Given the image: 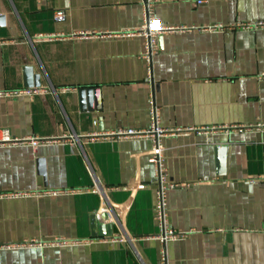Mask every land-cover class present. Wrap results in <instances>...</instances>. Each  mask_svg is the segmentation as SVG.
Segmentation results:
<instances>
[{"label": "crops", "instance_id": "0c3cea01", "mask_svg": "<svg viewBox=\"0 0 264 264\" xmlns=\"http://www.w3.org/2000/svg\"><path fill=\"white\" fill-rule=\"evenodd\" d=\"M153 8L173 29L147 75L140 0H0V91L36 90L0 95V127L44 140L0 146V264H264V0ZM150 99L184 234L164 242L152 138L120 133L149 129Z\"/></svg>", "mask_w": 264, "mask_h": 264}, {"label": "built area", "instance_id": "2783aa9c", "mask_svg": "<svg viewBox=\"0 0 264 264\" xmlns=\"http://www.w3.org/2000/svg\"><path fill=\"white\" fill-rule=\"evenodd\" d=\"M198 2H201L202 0H197ZM141 6L143 8L144 17L142 26L140 27L138 34L142 35L145 38V52L143 55V59L146 61V72L147 75H150V62H151V55L158 50V42L157 38L158 36L163 33L164 30H170L173 29L171 26H166L165 24H162L161 21L155 16V10L153 8L154 6V0H140ZM65 18V12L63 10H58L55 12L54 20L57 22H60ZM264 76V75H263ZM34 93L36 92L35 89H28L24 91H0V95H6L10 96L11 94H18V93ZM149 111H150V123H149V129L145 131L141 130H124L120 131L121 135L124 136H151L152 138V147L149 150L147 162L151 163L154 166L155 169V190H154V196H155V204H154V213L155 218L157 221V226L159 233L157 237L160 241L164 242L168 240L169 238H183L184 234L181 232H178L176 230H173L168 225L167 220V193L170 189L174 188L176 184L172 182L168 178V174L166 173L165 169V162L163 157L164 148L161 145V138L165 135V131L158 127V121L160 118V110L159 108L153 103L152 99L149 100ZM39 142H44L43 139L36 138L34 136L29 137H17L11 132H9L8 128L0 127V146H9L12 144H22L27 143L35 147ZM255 182V179L251 180V183ZM93 192H102L100 187L95 186L92 189ZM104 214L106 213L110 215L111 213L109 210H103ZM114 220V219H113ZM68 242L67 240H64L62 238L56 239L54 241H50L49 244H66ZM32 243H39L38 240L32 239ZM163 258L161 256V262Z\"/></svg>", "mask_w": 264, "mask_h": 264}, {"label": "water", "instance_id": "95a60500", "mask_svg": "<svg viewBox=\"0 0 264 264\" xmlns=\"http://www.w3.org/2000/svg\"><path fill=\"white\" fill-rule=\"evenodd\" d=\"M85 93L90 99V93L93 92V95L95 97V101L97 104L98 100V95H97V90L91 91L89 89L85 90L82 89L81 93ZM90 234L92 237H97V236H106V235H111L112 234V225L111 223L106 222V215L104 212H100V214L97 213H91L90 214Z\"/></svg>", "mask_w": 264, "mask_h": 264}]
</instances>
